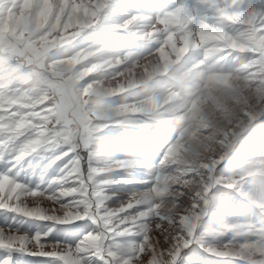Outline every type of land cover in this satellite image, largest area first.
<instances>
[{
    "label": "snow or ice",
    "instance_id": "6c2138e0",
    "mask_svg": "<svg viewBox=\"0 0 264 264\" xmlns=\"http://www.w3.org/2000/svg\"><path fill=\"white\" fill-rule=\"evenodd\" d=\"M199 5L206 14L177 3L107 25L129 32L146 24L132 33L152 46L146 56L117 52L111 36L57 54L108 20L114 0H0V264H187L202 255L190 247L198 224L210 205L230 210L228 193L264 215V10L243 0ZM169 124L174 139L160 134ZM256 129L249 153L241 141ZM113 144L122 159L110 157ZM137 148L162 155L153 165ZM241 151L247 158L232 175L216 174ZM34 155L48 161L40 183L59 161L43 190L9 167ZM138 168L151 170L148 187L109 208L105 188L131 182L111 174ZM217 185L227 191L210 196ZM228 232L243 240L204 251L264 264V226L221 220L213 235Z\"/></svg>",
    "mask_w": 264,
    "mask_h": 264
},
{
    "label": "rangeland",
    "instance_id": "374dc122",
    "mask_svg": "<svg viewBox=\"0 0 264 264\" xmlns=\"http://www.w3.org/2000/svg\"><path fill=\"white\" fill-rule=\"evenodd\" d=\"M177 3H183L189 13L193 15H204L208 11L207 9H204L199 5V0H114V8L110 9L107 13L109 15L108 20L103 21L100 25L95 26L93 29H90L83 33L80 37L77 38V41H73L70 45L64 46L54 51L57 54H65L85 43L92 42L93 40H98L101 37L111 36L116 38L115 43L117 45V52L122 53L124 51H133L140 56H146L152 50V46L148 42L138 40L135 35H132V33L134 32L139 33L141 32V30H145V28L147 27L146 24L137 23L129 31L130 33L124 32L123 30L119 29H109L107 25L114 23L117 24V22L121 23L125 18H127L128 15L131 14H140L142 16L148 15L155 17L162 7L174 6ZM243 4L246 8L254 9L257 13L264 10V0H243ZM129 5H132V7L130 8ZM225 67L227 68L229 67V65H225ZM160 134L168 137L169 139H174L176 135L175 126L169 124L166 128L161 129ZM258 136L259 129L250 130L248 137L241 141V143L248 149L249 153L257 151V146L259 143V141L257 140ZM254 140H257L256 144L253 143ZM108 153L114 160L123 158L122 149L119 144L111 145L108 149ZM137 153L140 156V159L147 160L150 164L153 165L159 161L162 155V151H158L155 148L150 151L137 148ZM9 155H11V149H9ZM233 155H235L236 159H230L226 157L224 161L218 164L216 172L217 175H232L236 170V161H243L247 158L243 151ZM37 160H40L41 167L36 168L29 166H34ZM8 163L11 172L17 174V179L20 180V182L27 183L30 187L39 185V187L43 190L46 188V181L50 178V176H55L57 174L55 170L57 168V164H59V161H57L55 164H52L51 167L47 169V173L50 175H45L43 177L45 183H40V173L43 165L48 163L46 159L41 160L38 155H34L20 161L9 159ZM3 166V162H0V170L3 169ZM149 170L150 169L147 168H138L129 171L119 170L113 172L111 174L112 179L117 181H131L129 183H114L113 185L122 189V191H124L131 185H133L132 187L136 190H142L148 187V184L145 182L151 180L152 173L151 170ZM129 172L131 174H129ZM21 177H23V179H21ZM225 191L227 190L223 189L222 186L217 185L211 190L209 195L211 196L218 192ZM228 194L230 197V210L214 211L212 209V206L210 205L208 214L205 215L198 224V229L193 237V244L190 245V247L196 248L200 253H202V255L196 257H187V264H247V257L243 259H233L231 258V255L225 257L213 256L204 251V249L209 246L224 247L229 243H232L234 245L243 240V236L234 238L232 232H228L227 234H222L219 236L213 235V232L218 230L221 220L226 222L228 225L234 226L250 224L258 229L264 226V215L261 214L256 204L251 203L247 199H242L237 194ZM0 215H3V213H0ZM15 220H22L23 223H36L38 225V229L40 227H43L45 231H51L57 227V225H55L54 223L48 224L47 222L23 220V218L21 217H16ZM62 227H70V225H63ZM110 240L117 243H124L125 241H138L139 237L134 235L123 237L116 235L112 236Z\"/></svg>",
    "mask_w": 264,
    "mask_h": 264
},
{
    "label": "bare ground",
    "instance_id": "6f19581e",
    "mask_svg": "<svg viewBox=\"0 0 264 264\" xmlns=\"http://www.w3.org/2000/svg\"><path fill=\"white\" fill-rule=\"evenodd\" d=\"M120 3V2H118ZM124 3V2H123ZM125 5V4H124ZM121 13V12H120ZM123 14V13H122ZM131 14V13H130ZM109 16V15H108ZM116 21V20H115ZM118 24V22H117ZM137 31V30H136ZM142 32V30H141ZM130 33V32H129ZM31 169V168H30ZM150 171V170H149ZM217 172V170H216ZM222 176V175H221ZM145 178V177H144ZM144 182V180H143ZM133 185H131L130 187H127L124 191H122V189L114 186L113 184L112 185H109L106 187V190L105 192L108 193L110 195V199H107L105 201V204L109 207V208H114L116 206H118L119 204H121L122 202H125L128 200V198L130 197V195L140 191V190H136L132 187ZM138 186V185H137ZM78 223H83V221L81 222H78ZM88 223L91 225V221H88ZM95 225H92L91 229L90 230H94L95 229ZM198 229V227H197ZM197 231V230H196ZM196 233V232H195ZM194 233V234H195ZM83 235V233H82ZM110 235V238L112 236H116V235H112V234H109ZM194 237V236H193Z\"/></svg>",
    "mask_w": 264,
    "mask_h": 264
}]
</instances>
